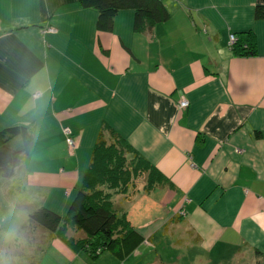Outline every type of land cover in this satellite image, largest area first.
<instances>
[{
  "label": "crops",
  "instance_id": "obj_1",
  "mask_svg": "<svg viewBox=\"0 0 264 264\" xmlns=\"http://www.w3.org/2000/svg\"><path fill=\"white\" fill-rule=\"evenodd\" d=\"M163 2L168 18L138 31L130 9L99 30L96 10L77 0H0V129L26 124L33 135L0 175L1 196L23 215L16 224L40 205L65 214L100 132L113 130L164 178L110 190L146 238L124 259L90 257L35 226L38 236L12 241L33 250L21 264H165L151 256L158 232L205 263L264 253V17L254 16L264 0ZM247 32L254 53L235 55L229 35Z\"/></svg>",
  "mask_w": 264,
  "mask_h": 264
},
{
  "label": "trees",
  "instance_id": "obj_2",
  "mask_svg": "<svg viewBox=\"0 0 264 264\" xmlns=\"http://www.w3.org/2000/svg\"><path fill=\"white\" fill-rule=\"evenodd\" d=\"M82 7L97 12L96 28L110 30L118 11H133L134 30L151 29L165 21L169 12L163 0H77ZM254 16L264 17V6L257 5ZM236 36V35H235ZM255 40L250 32L236 36L230 47L235 55L254 53ZM33 143L30 125L13 124L0 129V175L9 176L29 153ZM145 174L146 189L161 184L164 178L138 152L113 130L99 133L82 181L63 216L40 205L28 215L27 228L40 226L48 237H58L73 250L90 257L107 251L122 260L146 238L132 225L125 213L118 214L110 190L125 193L136 185L135 178ZM128 196H124L126 199ZM99 249V250H96ZM251 263L264 264V253L255 251Z\"/></svg>",
  "mask_w": 264,
  "mask_h": 264
},
{
  "label": "rangeland",
  "instance_id": "obj_3",
  "mask_svg": "<svg viewBox=\"0 0 264 264\" xmlns=\"http://www.w3.org/2000/svg\"><path fill=\"white\" fill-rule=\"evenodd\" d=\"M1 180L2 177L0 176V181ZM144 180L145 174L142 173L135 178L138 184H143ZM22 216L20 209L17 206L8 205L7 201L3 199L0 194V260L6 261V264H21V260H23L21 258L24 256L23 253H26L27 256L34 254L31 247H25L26 244L20 242L15 245L14 242L12 243L14 237L19 240L24 239L26 236L33 237L39 234V230L33 232L34 230H30L26 226H23L21 229L20 226L16 224ZM132 217L133 219L136 218L135 222L139 221L137 215L133 214ZM14 226L18 228L17 234L9 239L8 233ZM145 232L147 233V231ZM151 242V256L154 257V254H156L164 260L165 264H214V262L211 263V261L207 263L199 261L195 258L189 243L176 242L169 234L164 237L162 232L155 233L153 237H151ZM31 243L32 242H30V244ZM4 253L8 255V257H6ZM10 255H15L16 258H10ZM27 264H29V262Z\"/></svg>",
  "mask_w": 264,
  "mask_h": 264
},
{
  "label": "built area",
  "instance_id": "obj_4",
  "mask_svg": "<svg viewBox=\"0 0 264 264\" xmlns=\"http://www.w3.org/2000/svg\"><path fill=\"white\" fill-rule=\"evenodd\" d=\"M236 41V36L234 34H230L228 37V46L231 47L233 45V43ZM38 93H34L33 96H37ZM187 104V100L186 99H181L179 101V106L180 107H185ZM62 132L65 134L66 136V143L68 145V148L70 149V151H72L74 144H73V140L72 138L69 136V128L68 127H62ZM99 250V249H96Z\"/></svg>",
  "mask_w": 264,
  "mask_h": 264
},
{
  "label": "clouds",
  "instance_id": "obj_5",
  "mask_svg": "<svg viewBox=\"0 0 264 264\" xmlns=\"http://www.w3.org/2000/svg\"><path fill=\"white\" fill-rule=\"evenodd\" d=\"M229 47V46H228ZM64 134V133H63ZM65 135V134H64ZM69 136H70V132H69ZM66 137V136H65ZM67 144V143H66ZM74 144V142H73ZM68 146V145H67ZM18 228L16 226H14L10 232L8 233V238L11 239L13 238L16 234H17ZM0 264H6V261L0 260Z\"/></svg>",
  "mask_w": 264,
  "mask_h": 264
}]
</instances>
